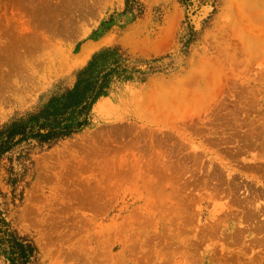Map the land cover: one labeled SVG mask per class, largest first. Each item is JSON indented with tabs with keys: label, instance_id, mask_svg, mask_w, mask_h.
<instances>
[{
	"label": "rangeland",
	"instance_id": "rangeland-1",
	"mask_svg": "<svg viewBox=\"0 0 264 264\" xmlns=\"http://www.w3.org/2000/svg\"><path fill=\"white\" fill-rule=\"evenodd\" d=\"M105 49L88 125L0 159L29 264H264V0H0V128Z\"/></svg>",
	"mask_w": 264,
	"mask_h": 264
},
{
	"label": "trees",
	"instance_id": "trees-1",
	"mask_svg": "<svg viewBox=\"0 0 264 264\" xmlns=\"http://www.w3.org/2000/svg\"><path fill=\"white\" fill-rule=\"evenodd\" d=\"M181 1L191 8L212 0ZM127 63L128 60L117 49H105L95 54L78 73L72 89L52 94L41 109L0 128V159L23 143L50 147L79 133L88 125L93 105L110 90V86L129 78L132 72ZM0 245L8 249L11 264H29L34 253L30 244L17 239L1 214Z\"/></svg>",
	"mask_w": 264,
	"mask_h": 264
}]
</instances>
